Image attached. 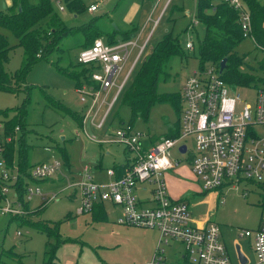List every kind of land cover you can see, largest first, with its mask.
<instances>
[{"label": "rangeland", "instance_id": "1", "mask_svg": "<svg viewBox=\"0 0 264 264\" xmlns=\"http://www.w3.org/2000/svg\"><path fill=\"white\" fill-rule=\"evenodd\" d=\"M11 1L0 0V11L9 12ZM52 1L55 9L70 25L81 24L94 16L103 15L107 26L110 22L120 30L132 32L131 39L137 40L139 45L149 37L148 45L140 59L147 56L155 44L167 34H180L184 44L189 38H193L195 49H189L188 56H177L174 59L171 77L159 83L160 92L181 94L192 69L200 65L198 43L199 38L205 35V26L198 21L193 23L194 29L188 30L189 24L196 20L197 0H172L162 15L167 0H81L85 8L78 16H75L66 0H61V4L65 6L64 10L60 9L57 0ZM92 2L99 4L95 11L88 10ZM110 12L112 15L108 17L107 13ZM0 31L7 35L11 45L4 60V67L12 77V83L17 86L15 90L0 89V109L19 108L27 103L25 140L30 143L28 155L30 162L51 160L53 156H59L66 170L69 169L67 165L79 169L87 163L94 164L96 160L108 167L128 159L127 154L132 156L122 143L101 142L113 138L112 132L121 124L122 119L125 122L132 120L137 127L155 138L170 131L175 132L179 128L180 113L171 102H157L153 105L147 120L140 117L133 120L131 109L123 105L122 94L111 108L104 125L97 126L107 109V104L101 107L97 115L94 116L99 105L88 114L91 99L87 93L90 92V88L83 84L81 92L77 88V79L73 72L79 75L84 83L85 76L82 75L85 71L83 64L78 61L79 52L82 47L101 36L94 34L88 37L83 31L65 36L59 46L35 60L19 79L16 73H20L25 65V48L19 44V39L11 28L0 25ZM104 39L107 37L104 36ZM138 49L139 47H136L133 50L129 60L117 73V84L125 78ZM40 52L43 53V50ZM237 52L245 57L242 65L244 69H254L255 72L261 73L264 50L255 43L253 37L246 35L237 46ZM86 82L92 83L90 79H86ZM235 90L240 93V104L255 106L254 87L241 86ZM115 91L116 86L111 89L108 101L112 99ZM105 93L103 90L101 98ZM82 95L87 97V102L81 100ZM178 106L183 109L185 101L181 99ZM13 114L14 112L11 113ZM75 114L80 117L82 123ZM22 134L21 130L18 133L19 139ZM90 137H95V140ZM181 141L188 143L189 152L181 153L177 145L172 149V156L181 158L178 165H190L189 159L194 149L193 137L188 136ZM19 149L18 142L15 151L16 163L19 161ZM108 150L111 153H108ZM97 176L101 180H108L103 169L97 171ZM195 177L204 190L199 178L196 175ZM58 178L59 175L54 174L52 179L29 180V184L40 185L44 191L59 192L56 198L45 204H42L40 196H33L29 201V206L33 210L26 216L15 217L0 209V264L46 263L49 237L45 231L33 224L35 221L59 224V233L63 240L57 251V264L147 263L149 259L145 260L144 257L151 237L149 231L145 233L139 229H128L125 224L118 223L116 221L118 216L112 212V205L109 202H106L108 212L106 219H96L93 211L78 213L79 193L73 194L72 189H61V182L54 180ZM246 187L250 189L247 194L244 193ZM218 190L221 191L220 196H215L212 207H209L208 203L199 202L210 193L191 200V206L199 216L209 214L210 220L220 224L222 236L234 264H239L236 244H239L244 254L253 261L255 259L253 239L242 236L241 233L245 229L255 230L259 225L263 209L262 189L256 181L243 180L237 184H224ZM8 195L15 200V189L10 187ZM0 204H4V200H1ZM40 205L42 206L38 207ZM53 242H56L54 238L51 239V243ZM178 245L182 246L181 243ZM166 250L170 258H175L171 246H166Z\"/></svg>", "mask_w": 264, "mask_h": 264}, {"label": "built area", "instance_id": "2", "mask_svg": "<svg viewBox=\"0 0 264 264\" xmlns=\"http://www.w3.org/2000/svg\"><path fill=\"white\" fill-rule=\"evenodd\" d=\"M171 1L167 0L161 15ZM226 1L237 11L245 36L253 37L255 43L264 50V46L258 44L254 37L252 15L246 1ZM57 2L60 9L64 10L61 0ZM98 8L96 2L88 6L90 11ZM198 21L196 16L188 30L194 29L193 23ZM148 41L149 37L139 45L137 40L131 38L108 42L98 37L81 48L78 61L92 66L90 80L96 85L85 81L77 86L81 92L83 84L90 88L87 94L91 102L87 113H92L99 105L95 116L107 104L98 127L104 125ZM185 46L194 49L193 38H189ZM136 47L139 49L131 68L123 81L117 84V73ZM262 72L263 78L258 85L245 86L256 90L255 106H251L240 104V93L222 77L220 64L206 62L194 67L181 92L185 107L181 111L176 134L152 139L151 134L135 123L123 121L112 132L111 140L101 141L122 143L132 153V156L128 155L127 163L121 164L120 172H117L116 167L106 169L109 175L106 181L97 180L89 164L75 173L66 171L59 156L34 162L23 172L20 161L15 162V155L12 161L7 157L11 143L16 151L21 126L18 124L9 130L5 121L0 119V201L4 200L0 209L12 215H25L29 211L26 204L35 195L41 197L42 203H48L57 197L59 191H44L40 185L28 182L52 179V175L58 174L59 178L54 180L61 182V189H72L73 194L79 193L78 213L90 212L98 203L111 202L121 208L118 223L159 230L158 243L147 264H234L220 224L210 219L205 225L197 224L188 201L176 199L168 191L165 173L181 162V158L172 156V149L178 145L181 153L189 152L188 143L181 140L191 136L194 149L190 162L204 190L218 189L224 184H237L243 180L256 181L261 187L263 209L259 225L255 230L245 229L241 233L242 236L252 237L255 259L251 261L247 257L246 262L239 259V264H264V68ZM114 86L115 94L108 101ZM103 90L106 93L101 98ZM81 100L88 101L85 95L81 96ZM90 138L95 140V137ZM183 144H186L185 151L180 148ZM20 180L25 186L23 193L19 188ZM10 187L15 189V200L8 195ZM140 187L148 191V197H141L137 193ZM249 190L246 187L244 193L247 194ZM166 246L172 247L175 258L167 255Z\"/></svg>", "mask_w": 264, "mask_h": 264}, {"label": "trees", "instance_id": "3", "mask_svg": "<svg viewBox=\"0 0 264 264\" xmlns=\"http://www.w3.org/2000/svg\"><path fill=\"white\" fill-rule=\"evenodd\" d=\"M66 1L69 8L74 12L80 13L85 8L81 0ZM245 1L251 11L254 37L258 44L264 46V1ZM195 15L199 22H202L205 26V35L203 38H199L198 43L200 66L206 62L220 64L224 57H228L227 66L221 75L234 89L241 86L258 85L263 78V72L257 73L254 69H244L242 65L245 57L237 52V46L245 37L237 11L226 0H197ZM102 17L103 15H97L84 23L70 25L55 9L52 0H12L9 12L0 11V25L11 28L18 37L19 44L25 48V65L20 73H16L18 78H21L20 76L35 60L59 46L65 36L77 31H83L88 37L94 34L105 35L107 37L105 40L108 42L119 40L118 33L121 34V39L130 38L128 35L130 31L120 30L110 22V29L102 28L99 24V19ZM10 47L7 35L0 31V89L15 90L17 86L12 83V77L4 67V60ZM41 50H43V53L40 52ZM188 54H190V50L186 48L181 35L171 33L160 39L152 51L137 62L121 93L123 105L131 109L133 120L139 117L147 120L153 105L157 102L166 101L171 102L178 109L180 113L178 124H180L182 109L178 105L182 99V93L160 92L158 86L161 81H166L171 77L174 59L177 56H188ZM83 66L85 72L82 76H85L83 78L85 82L86 79H90L92 66L85 64ZM261 67L264 68V63H261ZM73 75L77 79V86L81 85L83 81L81 77L74 72ZM26 107L27 103L19 108L0 109V119L5 121L9 130H13L19 124L23 131L22 137L19 139V161L23 172H26L32 164L28 156L30 143L25 140V124L28 112ZM12 112H14L13 115H11ZM75 116L81 123L83 122L77 114ZM131 122L134 123L132 120ZM177 131H170L164 135H174ZM13 148L14 144L11 143L7 152L9 161H12L15 155ZM24 187L23 181L20 180L21 193H23ZM26 207L29 209L28 213L33 210L29 204H26ZM26 214L13 216L21 218ZM94 216L98 220L106 219L103 206H99L98 210L94 211ZM33 224H36L38 229L45 231L49 237V249L46 251L45 264H57V251L60 242L63 240L59 233V224L47 221H35ZM53 238L56 242L51 243Z\"/></svg>", "mask_w": 264, "mask_h": 264}, {"label": "crops", "instance_id": "4", "mask_svg": "<svg viewBox=\"0 0 264 264\" xmlns=\"http://www.w3.org/2000/svg\"><path fill=\"white\" fill-rule=\"evenodd\" d=\"M78 15H79V13L75 12V16H78ZM107 15H108V17H109V15L111 17L112 14L110 12V13H107ZM104 19H106V18L99 19V24L102 26V28H104L106 30L110 29V27L106 25V22L104 21ZM128 35L130 36V38H132V32L128 33ZM104 36L105 35H101V37H103V38H104ZM117 36L119 39L122 38L121 34H119V33L117 34ZM151 138L156 139L152 135H151ZM107 152L111 153L110 150H108ZM127 157H128V154H127ZM127 161H128V159H125L124 161L119 162L116 165H111L108 167H116L117 172H120L121 164L127 163ZM90 166H91L92 172H93V174L97 180L106 181V180H101V178H98V176H97V171H101V169L105 170V173L107 175V179H109V175L107 174V171H106V169L108 167L103 166V164L100 161L96 160L94 162V164H91ZM67 167L69 169L68 170L65 169L66 171H70V172L75 173L76 171H80L84 167V165L79 169H73L70 165H67ZM165 176H166V182L168 185V190H169L170 195L176 199L187 200L188 203L190 204L191 213H192V217H193L194 221L199 225H205L210 219L209 214L204 215V216H199L197 213H195L194 209L191 206V200H194L195 198H201L204 194L210 193V195L208 197L202 198L201 200H199V202L200 203H204V202L208 203L209 207H212L214 205L215 196L216 195H218V197L220 196V190H218V189L203 190L200 186V182L196 179V177L193 173L191 162H190V165H178L177 167H175L173 169H168L165 173ZM137 193L141 197H148V191H146L145 188H142V187L138 188ZM109 203L112 205V209H111L112 212H114L117 216H119L121 213V208L117 205H114L111 202H109ZM99 206H103L104 211L106 213V218H107L108 212L106 209V202L96 204L92 211L93 212L97 211ZM209 213H210V211H209ZM126 226H128L127 227L128 229H131V228L139 229V230L145 231V233L149 231L151 237H150V240L148 241L147 250H146L144 259L145 260L150 259L154 254L155 247H156L158 240H159V237H160L159 230L155 229V228H146V227L134 226V225H126ZM129 226H131V227H129ZM152 230H153V232H150ZM147 262H148V260H147ZM145 264H147V263H145Z\"/></svg>", "mask_w": 264, "mask_h": 264}, {"label": "water", "instance_id": "5", "mask_svg": "<svg viewBox=\"0 0 264 264\" xmlns=\"http://www.w3.org/2000/svg\"><path fill=\"white\" fill-rule=\"evenodd\" d=\"M228 57H224L220 62V72L222 73L225 67L227 66ZM182 151L186 150V144H183L181 147ZM236 252L238 253V258L242 262H246L248 260L247 256L244 254V252L241 249V246L239 244H236Z\"/></svg>", "mask_w": 264, "mask_h": 264}]
</instances>
